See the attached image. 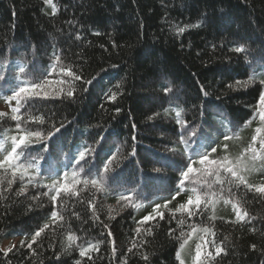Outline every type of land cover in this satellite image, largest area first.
<instances>
[{
	"label": "trees",
	"instance_id": "obj_1",
	"mask_svg": "<svg viewBox=\"0 0 264 264\" xmlns=\"http://www.w3.org/2000/svg\"><path fill=\"white\" fill-rule=\"evenodd\" d=\"M0 76V160L21 130L42 133L18 150L15 174L0 169V264H193L197 244L203 264H264V149L252 141L264 128V0H0ZM59 79L56 95L13 99ZM198 153L250 170L231 186L222 172L189 217L177 209L191 179L179 181Z\"/></svg>",
	"mask_w": 264,
	"mask_h": 264
},
{
	"label": "snow or ice",
	"instance_id": "obj_2",
	"mask_svg": "<svg viewBox=\"0 0 264 264\" xmlns=\"http://www.w3.org/2000/svg\"><path fill=\"white\" fill-rule=\"evenodd\" d=\"M46 3H50L51 0H45ZM186 29L184 27L179 28V32L183 33ZM235 52L240 53V52H244L245 48L243 46H238L234 49ZM21 71L23 72L24 69L22 68ZM62 71H66V74L68 76L74 77V79L79 80L80 77L75 75L70 69L68 70H64L62 69ZM0 79H4V77L0 76ZM87 83L91 84L92 81H87ZM42 87L40 84H32L30 87H20L19 91L14 92L13 95V99L17 100V105H19L20 103V98H21V94H26L29 92H34L35 89ZM170 88H166L165 91L168 92L170 91ZM85 91H87V89H85ZM38 95V93H37ZM67 95L69 97H71L73 95L72 91H69L67 93ZM114 99V97H113ZM259 102L262 106H264V94H261L260 98H259ZM19 106L15 107L12 109L13 113L18 112ZM5 115L4 113H0V116ZM180 113L177 112V116H179ZM13 120H18L19 117L13 115L12 117ZM260 119H261V123L264 124V111H261L260 113ZM178 123H180V121H177ZM17 127L19 128L20 125L17 124ZM61 127H63V125L61 124ZM184 127L185 130L187 132V136L190 139L191 137L196 136V132L195 130H189L187 127V123L184 122ZM60 128H55V132H59ZM256 133L257 135H254L252 137V141L253 143H255L257 141V136H260V145L261 148L264 149V136H261L260 134L262 132H264V128L262 127H258L256 128ZM54 135L53 132L49 133V136ZM42 136V133L38 132V131H23L21 130V134L17 137V136H12L11 140H12V147H11V151H9L7 153V155L4 156V158L2 160H0V169L5 168V166L7 165L8 168L13 169V174H15L16 171H18L17 166L13 163V161H18L20 159L21 156V151L18 150H22L23 148L29 147L31 144V140L33 137L39 138ZM225 140L229 139V137L225 136L224 137ZM181 143L187 144L188 140L185 139V132L181 133ZM2 147V146H0ZM225 148H227V145L224 146ZM250 149L253 153H255V149L251 148ZM211 151L215 152L216 149L212 148ZM86 151H80L79 152V159L76 161L77 164H79V161L81 160H85L86 157ZM198 155V163L201 167L196 168L193 165L197 162L196 160H193L191 157H189L190 163L187 164L186 166V170L181 172V179L179 181V188L181 190L184 189L185 186V181H189L191 179V183L193 184V186L189 189V191L192 193V195L188 196V200L186 204H180L179 208L177 209V211H183L186 212L187 215L189 217L193 216L194 213L193 211L190 209L189 206L194 205L197 209V211L200 210V206L201 204H205L207 205L210 201V197L216 196L217 193L212 191V187L213 184H219L221 186H223L225 184V178L222 177L221 173L224 172L226 174H228V176H230L231 178L234 179H228V184L229 186L233 185L235 183V181H239L240 184H244L246 183L243 176L239 175L238 172L239 171H245V170H250V162L248 160L243 159V157H239L236 159L235 162L229 161L227 157H225L223 160L217 161V160H210L209 159V155L208 154H197ZM257 159L256 155L254 154L251 157V161L254 162ZM34 165L29 164L28 167H33ZM20 167H23V165H21ZM104 171L107 173L109 171L107 164H105L104 166ZM157 172L160 171V169H156ZM67 175V174H65ZM73 176V180L75 181V184L81 183L80 180H76V176L77 173L74 171L72 173ZM195 177L194 179H192V177ZM212 178V179H209ZM9 183H11V181H9ZM83 183H88L87 180L83 181ZM91 183L93 185L97 184V181L95 179L91 180ZM74 184L72 185V187L69 186L68 183L62 184L60 186L59 189H57V193H59V191L64 190L66 192H70L72 191V188H74ZM237 187L239 186L238 184L236 185ZM250 187V186H249ZM200 188H204L207 189V191L201 192ZM221 193L224 191V188L221 187L220 189ZM230 191V188H229ZM257 191L259 192H264V188H258ZM176 195H179V192H177ZM123 198V197H122ZM176 197L173 196V199H175ZM53 200L56 199V197H52ZM157 208L160 207V205H156ZM166 207V205H165ZM235 207V206H234ZM237 217L241 220H243V216L241 215L240 211L237 210L236 212ZM157 215H159L161 217V219L163 218V213H157ZM244 215H247L246 213ZM52 216L55 217L56 216V212L52 213ZM149 219V217H144V221H147ZM180 223H184V221H180ZM47 227V225L45 226ZM191 232L189 234H187V237L183 240V242L180 244V248L181 250L184 248V246L188 243V240L191 239L192 237V233H196L197 232V228L195 226H191ZM44 231L43 228H41L39 231H37L35 233V235L33 236V242H35L36 237L40 236L41 232ZM139 231V229L137 230ZM203 231L205 233H208L210 231V229L208 228H204ZM182 236L185 235V233H181ZM73 237L69 236V240H72ZM29 248H31V244L28 245ZM253 249L256 247L255 245H252ZM201 245L197 244L196 245V252H195V256L193 258V264H203V260L201 259ZM8 251H11V248L8 249ZM222 251V249L217 248L216 252L217 255H219V253ZM88 252V249H81L80 251V256H85L86 253ZM208 255L210 256L211 253H208ZM177 258L180 259V253H177ZM145 260H147V257H144ZM77 264H79V262H77ZM180 264H184L183 259H180Z\"/></svg>",
	"mask_w": 264,
	"mask_h": 264
},
{
	"label": "rangeland",
	"instance_id": "obj_3",
	"mask_svg": "<svg viewBox=\"0 0 264 264\" xmlns=\"http://www.w3.org/2000/svg\"><path fill=\"white\" fill-rule=\"evenodd\" d=\"M58 84H64V80L59 79L56 83L55 82H49L45 86L41 87L38 89V91L33 92L34 95H37L38 92L45 93L47 96H52L53 94L56 95L57 93L60 92L61 88L57 87ZM26 95H23L25 97ZM17 244V241L12 240V241H7L4 243V247L6 249H9L11 247H14Z\"/></svg>",
	"mask_w": 264,
	"mask_h": 264
}]
</instances>
